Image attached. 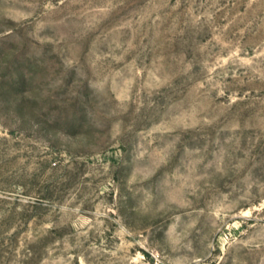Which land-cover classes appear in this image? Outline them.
<instances>
[{
	"label": "rangeland",
	"instance_id": "374dc122",
	"mask_svg": "<svg viewBox=\"0 0 264 264\" xmlns=\"http://www.w3.org/2000/svg\"><path fill=\"white\" fill-rule=\"evenodd\" d=\"M0 264H264V0H0Z\"/></svg>",
	"mask_w": 264,
	"mask_h": 264
}]
</instances>
